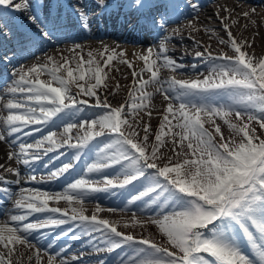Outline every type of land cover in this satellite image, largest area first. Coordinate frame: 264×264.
<instances>
[{
    "label": "snow or ice",
    "instance_id": "1",
    "mask_svg": "<svg viewBox=\"0 0 264 264\" xmlns=\"http://www.w3.org/2000/svg\"><path fill=\"white\" fill-rule=\"evenodd\" d=\"M96 3L105 10L109 6L106 0H96ZM5 6L14 7L17 11L28 8L27 0L23 3L0 0V9H5ZM132 6L141 10L147 6L146 0H132ZM191 7L196 9L198 6ZM221 10L228 13L225 17L216 13L227 39L220 38L219 43L230 47L233 55L220 52L213 56L207 48L197 51L195 56L207 61V75L192 80H178L173 76L170 80L161 81L162 68L175 72L184 65L167 55L166 43H161L156 51L148 48L140 57L144 62L140 72H132L134 88L126 104L113 106L107 96L101 98L98 94L101 87H107L105 68L117 55L108 45L95 50V54L90 49L85 56L83 47L76 44L70 50L76 54L75 57L61 56L60 63L49 57L50 65L36 64L17 74L13 87L9 89L11 98L4 101L0 97V111H8L7 116H0V141L13 143L19 149L8 153V160L16 159L29 165L42 160L48 152L67 146L76 149L73 158L77 161L83 150L94 151V160L86 166L88 174L102 173L114 166L119 168L115 176L104 175L103 187L99 186L101 181L80 176L59 193L39 188L21 190L20 197L14 202L21 214H13L10 221L0 224V247L5 250L0 253V264H17L13 257L23 256L20 247L34 249L28 260L35 257L36 264H41V249L32 244L30 234L34 230L69 221L86 222L85 227L92 232L107 230L109 246L97 247V251H113L126 241L133 242L132 235L119 232L108 220H98L95 215L89 218L82 210L77 215L76 208H72L73 214L69 215L67 209L49 207V201L82 204L89 193L109 188H135L136 182H141L142 187L128 203L142 201L141 211L154 214L148 216L144 223L155 225L168 246L150 237L140 239L135 242L134 254L127 261L122 260L121 264H264V138L251 127L256 122L264 129V57L249 53L247 49L251 43L246 39L238 40L233 36L230 24L224 23L225 20H230L231 25L238 22L231 18L234 9L222 7ZM255 12L256 9L251 8L241 15L251 20ZM76 13L81 27L90 30V13L82 9ZM3 16V11H0V20ZM29 19L40 28L41 35L51 38L38 15ZM153 23L164 29L169 23L167 13H160ZM195 30L199 31L198 28ZM177 31L173 30V34ZM206 31L215 33V29ZM97 57H104L103 62ZM73 59L76 60L75 65ZM121 63L132 67L128 61L122 60ZM144 72L150 73L148 80L143 79ZM42 73H47L57 86L40 79ZM165 83L167 87H164ZM149 84L157 85V90L168 101L161 113L159 131L151 134V142L150 124L141 129L139 123L134 124L128 118L132 115L134 119L136 113L148 108L147 102L152 94L146 93L145 88ZM73 86L76 92H73ZM136 93L140 94L138 98ZM78 97L94 100V106L105 111L81 120L79 127L88 126V130L76 138V143H72L70 133L78 125L70 122L71 116L63 125L66 139H57L55 131H49L33 143L18 139L21 134L32 136L34 132H41L40 125L48 124L70 106L89 104V99ZM79 110L75 108L72 115ZM147 115L151 117L152 113ZM233 117L238 122H234ZM218 119L230 129L229 137H225ZM206 124L209 127H205ZM97 137H105L106 143L103 146L91 144ZM234 137H239V140ZM73 168V163H64L50 172L49 179L70 173ZM7 171L17 177L20 175L18 169L8 168ZM30 180L36 181L37 177L32 175ZM43 212L60 213L67 219L48 216L35 223L26 222L29 215ZM136 223L141 222L137 220ZM241 234L244 242L254 250L256 259L245 254ZM58 255L49 256L47 264H56ZM60 264L67 262L61 260Z\"/></svg>",
    "mask_w": 264,
    "mask_h": 264
},
{
    "label": "bare ground",
    "instance_id": "2",
    "mask_svg": "<svg viewBox=\"0 0 264 264\" xmlns=\"http://www.w3.org/2000/svg\"><path fill=\"white\" fill-rule=\"evenodd\" d=\"M14 2L23 3L24 0H14ZM106 3L109 5L107 10L98 7L96 0H27L28 8L26 10L17 11L14 7L8 8L7 6H5L6 10L0 9L4 13L3 19L0 20V34L5 33L6 36L5 31L9 30L10 33H7L15 37V40L12 41L14 43L13 49H10V45L7 44L6 40H4L1 47L2 53L0 57L3 59L0 58V60L8 58L7 63L9 66H0V97H3L4 101L11 98L9 89L13 87L12 82L17 78L14 73L26 71L33 65L43 63L41 58H46L53 49L60 57V48L69 53L76 44H80L83 49L88 50H102L103 45H108L110 49L115 50L116 58L111 65L105 68L108 73L106 84L107 82H112L113 86L101 87L99 91L101 98L107 96L109 103L113 106H119L122 103L126 104V102L130 101L129 93L134 88L133 70L140 72L144 64L140 57L146 54L148 48H152L154 51L158 50V46L161 43H166L169 57L184 65L183 68L175 72L168 68H162L160 70L161 81L170 80L173 76L178 80L202 79L204 75H207L209 66L206 59L198 58L194 54L197 50L205 51L207 47L197 41V38L209 40L206 35H214L218 41L220 38H227L226 33L221 30L222 25L216 16L217 12H219L220 17L228 15V13L221 10L222 7L234 9L231 18L236 19L238 22L235 25H231L230 20H225L224 23L230 24L231 31L238 40H240V36L244 32L248 33L250 39H255L251 46L258 45L256 38H264V0H146L147 6L141 10H137L132 6V0H106ZM191 5H197L198 7L193 9ZM251 8H255L256 12L251 17V20H248L241 14ZM79 9L90 13V30L86 31L81 27V21L76 13V10ZM160 13H167V19L169 20L164 29L156 27L153 23ZM33 15H38L46 25L45 30L51 33L54 39L51 44L44 42L40 28L29 19ZM197 28L199 31L195 30ZM206 29H215V33L206 31ZM173 30L178 31L173 34ZM202 32H205V34ZM166 37L167 39H165ZM7 41L10 43L11 39L9 38ZM208 50L212 52L218 51L213 44L210 45ZM223 50L225 53L233 55L230 47H226ZM248 52L251 53L250 51ZM254 54L256 57H264V54ZM213 56H216V54L213 53ZM122 60L130 62L132 67L130 68L127 63H121ZM193 65H195V68L192 67ZM125 66H128V68L126 69ZM5 68H11V72H7ZM47 76H49L47 73L41 74L40 79L52 83V81H48ZM149 76L150 73H143V79L148 80ZM53 86L55 85L53 84ZM157 87V85L149 84L145 88V92L151 93L152 98L147 102L148 108L146 110L135 114L138 119H146V124H153L152 118L162 117L161 113L168 103L164 99V94L158 91ZM164 87H167L166 83ZM120 88H125L126 92L118 94L117 90ZM73 91L75 92L74 89ZM139 95V93H136L137 98ZM17 98H19V94ZM83 98L90 99L88 97ZM77 107L80 110L76 111L73 116L72 112ZM126 110L130 112L127 107ZM94 112H97V110H93L89 104L70 106V109H66L64 113L53 117L48 124L40 125L41 132H34L32 136L21 134L18 139L26 143H33L49 131H55L57 139H65L63 125L69 122V117L71 116L70 122L78 125L71 131L75 135L73 141H76V138L80 136L81 128L79 124L81 120L93 117ZM148 112L152 113L151 117L147 115ZM7 115L8 111L6 109L0 111V116ZM131 116L129 115V117ZM32 127L35 126H29V128ZM96 142L97 140H94L91 144ZM18 151L19 149L15 144L0 141V165H3V167H0V172L4 171L5 167L8 168L6 166L9 161L6 158L7 154ZM75 151V148L65 146L43 155L42 160L35 161L29 165L22 163L19 170V176H21L18 180L19 183H17L14 173L3 176V180L0 181V189L5 188L7 191H0V224L10 221V217L13 214H21V210L16 209L14 206L15 200L21 194V192H17V188H39L49 193H59L63 192L67 184L74 179L86 176V166L94 160L95 155L85 149L81 153V158L77 161L73 158ZM67 159L74 161V168L70 170V173L58 177L53 183L30 180L29 175L32 172L39 171L44 174H50L52 170H56L64 164V160ZM46 163L49 165H46ZM114 167L119 168V166ZM96 174L98 173H92V175ZM129 190H132V187L128 190L116 188L105 193L89 194L84 199L93 202V205L88 206V208L98 212L96 214L98 217L99 215H104L105 218H102V220H108L109 217H113L114 226L128 221L131 223H136L137 220L142 222L141 215L147 214L150 216L152 212L141 211L142 201L128 203L127 199L133 196V194H129ZM53 202L49 201V207H55ZM117 214L121 216L118 217L116 216ZM48 216L62 218L58 217L57 213H33L29 215L26 222L35 223L37 220H43ZM66 225L67 223L55 227L42 228L34 230L30 234L29 239L32 244L36 248L41 249V264H47L49 256L56 255V253H59L56 256V264H60L61 260L66 261L67 264H80L81 261L89 258L87 256L79 262L68 257L71 253L82 251L83 248H86V245L83 243L84 240H75V232L68 234L66 237L62 235V239L57 240L65 231L62 226ZM104 233L109 235L107 230ZM243 250L250 258L256 259L254 250L248 244H243ZM4 251L1 247L0 253ZM24 252L33 255L34 249L27 250L24 247H20V253ZM113 260V257L107 259L108 262ZM15 261H17V264H26L25 259Z\"/></svg>",
    "mask_w": 264,
    "mask_h": 264
},
{
    "label": "rangeland",
    "instance_id": "3",
    "mask_svg": "<svg viewBox=\"0 0 264 264\" xmlns=\"http://www.w3.org/2000/svg\"><path fill=\"white\" fill-rule=\"evenodd\" d=\"M8 32V31H7ZM203 34H205V32H202ZM234 36V35H233ZM196 37V36H194ZM207 38H209V40L205 39H201V38H197V41H199L201 44H204L205 47H207L209 49V46L211 44L215 45L216 48L218 49L217 52H212L214 54H218L220 52H224L223 49L226 48L225 45L220 44L219 41L217 40V37H215L214 35H206ZM227 39V38H226ZM240 39H246L249 41V43H252L255 39L252 40V38L250 39V36L248 35V33L244 32L241 34ZM256 42H257V46H251L250 48H248L247 50L250 51L251 53H257V54H264V38H256ZM14 46V45H12ZM60 52H61V56L63 57H75V53L73 52H69L66 53L62 48H60ZM93 50V49H92ZM88 49L84 48V54L86 56ZM94 54H95V50ZM199 51V50H197ZM195 51V53L197 52ZM229 56H231L229 53H227ZM195 55V54H194ZM14 56V55H13ZM61 56L58 57L57 52L53 49V51L51 52L50 55H48L46 58H41V61L44 64H49L50 65V61L48 60L49 57H54L56 59V61L58 63L62 62L61 61ZM98 59H101V62H103L104 57H97ZM76 60L73 59V65H75ZM125 68L127 69L128 66H125ZM11 71V70H10ZM18 73H14V76L17 77ZM45 74V73H42ZM48 81H51L50 76H47ZM55 86L56 83L52 82ZM107 85H109V87H112L113 84L112 82H107ZM73 89L75 90V92L77 91V89H75V87L73 86ZM100 89L98 90V94H99ZM74 92V91H73ZM126 92L125 88H120L117 90L118 94H124ZM80 99H85L83 97H80ZM89 102L91 103V105H93L94 100L89 99ZM67 103V101H66ZM89 103V104H90ZM94 106V105H93ZM93 108V110H97V112H94L95 114H93V117L98 116L100 114H102L105 110L101 109V107H91ZM257 115H259V113H256ZM130 121H132L134 124L135 123H139L140 124V128L142 129L144 127V125L146 124V119H138L136 116L128 117ZM153 119V120H152ZM151 120L154 121L153 124H150V142L152 139L151 134L157 133L159 131V125L162 122V117H157V118H152ZM234 122H238L235 121V118L233 117ZM175 123V122H173ZM217 123L221 124V130L224 133L225 137H229L231 135V131L230 129H228L227 125L223 124L222 121H220L219 119L217 120ZM205 127H209L208 124L205 125ZM251 127L256 128V134L261 136L262 138H264V129L259 127V124L256 122H253L251 124ZM88 127H84L83 129H81L80 131V135H83L84 131H87ZM211 130V129H210ZM72 136V143H76V141L74 140V134H70ZM141 135H143V132L141 131ZM67 138V137H66ZM65 138V139H66ZM235 139L239 140V137H234ZM95 140H97V142L95 144H97V146H103L104 143H106V138L105 137H97ZM169 147H171V144L169 143ZM92 154L95 155L94 151H91ZM73 163L74 161L71 160H64L63 163ZM20 163V161L13 159V160H9L6 164V166H8V168H12V169H19L18 164ZM46 165H49L46 163ZM74 165V164H73ZM5 169H7V167H5ZM55 170H52V172H54ZM118 171L117 168L112 167L109 169L104 170V172L102 173H98L96 175H92V174H88L86 172V176L90 177L93 180L96 181H101L100 185L101 187H103V178L104 175L107 174L108 176L112 177L116 175V172ZM7 173H0V177L11 174V172L6 171ZM32 175H35L37 177L36 182H50L53 183L54 180L56 179H49V174H44L41 172H32L29 176L31 177ZM132 186H128L126 188H123L122 190L125 189H129ZM142 187L141 182L137 183L136 182V187L133 188L132 190H129V194H133L135 195L137 193L138 190H140ZM31 189L34 188H29V187H25V188H17V192H21V190H28L30 191ZM112 189L109 188L107 191H101V192H95V193H89V194H96V193H102V192H108L111 191ZM88 194V195H89ZM146 199V198H145ZM130 198L127 199V201H129ZM53 204L55 205V207H59L61 209H67L69 215H72V208H76L77 209V215L79 214V212L82 210L83 214L87 217H92L93 215L96 216V214L98 212H96L94 209H89L88 206L93 205V202L91 201H87L85 199H83V203H77V202H73L72 204H69L67 201L61 200L59 202L54 201ZM151 215H154L153 213ZM150 215V216H151ZM58 217H61L60 213H57ZM116 216H121V215H116ZM149 215L144 214L141 215V223H131L130 221L128 222H124L121 223L118 226H115L117 228V230L121 233H123L124 235H132L134 237V241L133 242H125L120 248H116L113 251H97L96 248H107L109 246L108 244V235L104 232H92L90 228L85 227L86 222H81L79 220L77 221H69L67 223L66 226H62V229H64V233L67 232V235L71 234L72 232H75V240L76 241H81L84 240L83 243L84 245H86V248H83L82 251L79 252H74L68 255V257H70V259L73 260H78L80 262L81 259H84L85 257H89L84 261H81L80 264H101V262H103V264H121V261H127L130 255L134 254V250L137 247V244L135 243L136 241H139L140 239H144V238H151L153 239L155 242L162 244L163 246L167 247V242H166V238L159 232L158 228L155 225L152 224H147L144 223V221H146L147 217ZM98 220L105 218V216H101L99 215L96 216ZM63 218V217H62ZM65 219H67V217H65ZM108 221L110 222L111 225L114 226V221H113V217H109ZM255 232V229H252ZM86 232L90 233V234H85ZM61 234V236H59L57 238V240L62 239V235L63 237H66L67 235ZM40 237V235H38ZM114 239H121V237H113ZM240 239L242 241L243 244H247L246 242H244V237L241 234ZM95 245V246H94ZM1 248V247H0ZM119 250V251H117ZM117 251V252H116ZM115 252V254H114ZM28 256L29 254L27 252L23 253V256L21 257L20 255H16L14 256L15 260L18 259H25L26 260V264H36L35 258L32 261L28 260ZM93 257V258H92ZM109 257H113V261L108 262L107 259Z\"/></svg>",
    "mask_w": 264,
    "mask_h": 264
}]
</instances>
